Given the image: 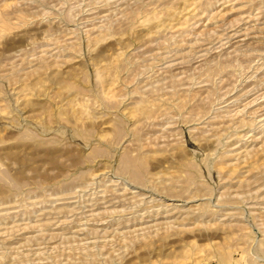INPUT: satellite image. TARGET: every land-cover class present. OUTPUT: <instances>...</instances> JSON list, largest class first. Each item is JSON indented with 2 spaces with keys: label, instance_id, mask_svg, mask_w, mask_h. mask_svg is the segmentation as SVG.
<instances>
[{
  "label": "rangeland",
  "instance_id": "1",
  "mask_svg": "<svg viewBox=\"0 0 264 264\" xmlns=\"http://www.w3.org/2000/svg\"><path fill=\"white\" fill-rule=\"evenodd\" d=\"M263 203L264 0H0V264H264Z\"/></svg>",
  "mask_w": 264,
  "mask_h": 264
},
{
  "label": "bare ground",
  "instance_id": "2",
  "mask_svg": "<svg viewBox=\"0 0 264 264\" xmlns=\"http://www.w3.org/2000/svg\"><path fill=\"white\" fill-rule=\"evenodd\" d=\"M16 2H17V1H16ZM163 13H164V12H163ZM157 16H159V15H157ZM150 20H151V19H150ZM153 21H154V20H153ZM161 21H163V20H161ZM147 23H148V22H147ZM98 28H99V27H98ZM169 33H170V32H169ZM92 35H93V34H92ZM238 41H239V40H238ZM197 42H198V41H197ZM214 48H215V47H214ZM238 99H239V98H238ZM26 100H27V99H26ZM71 100H72V98H71ZM75 102H77V101H75ZM179 106H180V105H179ZM131 113L133 114V116H136L135 112L132 111ZM134 114H135V115H134ZM144 115H145V114H144ZM155 115H156V114H155ZM140 117H141V116H140ZM140 117H139V118H140ZM146 117H148V116H146ZM146 117H145V118H146ZM141 120H142V119H141ZM138 121H139V120H138ZM136 122H137V121H136ZM145 123H146V122H145ZM169 126H170V125H169ZM134 161H135V160H134ZM134 163H135V162H134ZM133 170H134V171H137V170H135V169H133ZM137 172H138V171H137ZM247 172H248V171H247ZM229 173H230V172H229ZM139 175H140V174H139ZM263 204H264V203H263ZM169 205H170V206H174V208H178L177 206L174 205V203H169ZM169 205H168V206H169ZM179 206H180V205H179ZM263 208H264V207H263ZM129 209H130V208H129ZM160 212H161V211H160ZM177 220H178V219H177Z\"/></svg>",
  "mask_w": 264,
  "mask_h": 264
}]
</instances>
